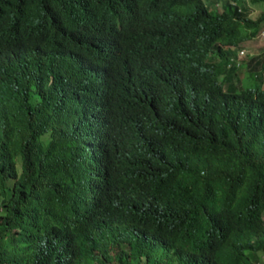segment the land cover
I'll use <instances>...</instances> for the list:
<instances>
[{"label": "trees", "instance_id": "1", "mask_svg": "<svg viewBox=\"0 0 264 264\" xmlns=\"http://www.w3.org/2000/svg\"><path fill=\"white\" fill-rule=\"evenodd\" d=\"M212 1L0 0V264H260L264 10Z\"/></svg>", "mask_w": 264, "mask_h": 264}, {"label": "rangeland", "instance_id": "2", "mask_svg": "<svg viewBox=\"0 0 264 264\" xmlns=\"http://www.w3.org/2000/svg\"><path fill=\"white\" fill-rule=\"evenodd\" d=\"M204 2L208 5L209 3H212V0H204ZM244 5L248 7V11L250 14V17H256L262 10H264V6L263 4H257V3H253L252 0H244ZM210 8H212L214 11H220L221 7L219 2H214V4L210 5ZM264 29V25L262 26ZM250 43V42H249ZM258 42H253L250 43L249 46L247 47V51L251 52V53H257L258 51ZM260 45V43H259ZM245 47V48H246ZM245 71L243 70V67H240V76L241 75H245ZM260 264H264V253L260 254Z\"/></svg>", "mask_w": 264, "mask_h": 264}, {"label": "built area", "instance_id": "3", "mask_svg": "<svg viewBox=\"0 0 264 264\" xmlns=\"http://www.w3.org/2000/svg\"><path fill=\"white\" fill-rule=\"evenodd\" d=\"M263 35H264V34H263ZM243 52H245L244 49H243V50H239L238 55L241 56V55L243 54Z\"/></svg>", "mask_w": 264, "mask_h": 264}]
</instances>
